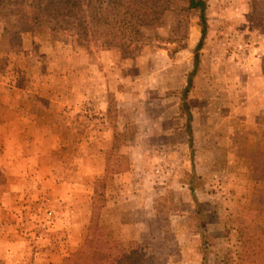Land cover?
<instances>
[{
    "label": "rangeland",
    "instance_id": "1",
    "mask_svg": "<svg viewBox=\"0 0 264 264\" xmlns=\"http://www.w3.org/2000/svg\"><path fill=\"white\" fill-rule=\"evenodd\" d=\"M206 2L207 30L186 98L191 134L180 96L200 37L197 9L175 1L136 43L108 50L46 33L11 41L16 34L3 32L0 11V86L20 84L38 105L51 98L70 106L56 114L58 176L66 185L29 190L13 245H0L1 264L58 263L74 251L106 165L119 169L100 211L110 238H149L162 203L178 247L168 264H202L204 255L207 264H264V124L250 123L242 106L252 94L264 104V0Z\"/></svg>",
    "mask_w": 264,
    "mask_h": 264
},
{
    "label": "trees",
    "instance_id": "2",
    "mask_svg": "<svg viewBox=\"0 0 264 264\" xmlns=\"http://www.w3.org/2000/svg\"><path fill=\"white\" fill-rule=\"evenodd\" d=\"M175 1L156 0L149 5L147 0H0V11L7 20L2 30L7 34L10 27L16 34L11 41L20 38L23 33H46L58 38L73 36L78 42L92 43L104 50L128 48L143 37L141 28L155 21L160 11L173 6ZM183 2L185 11H199L200 25L193 67L180 96V108L185 110L187 132L191 134V114L186 98L200 62L199 52L207 30V2ZM115 149L113 145L111 150ZM113 166L106 165L104 174L93 181L90 217L82 243L58 263L51 264H168L172 254L177 251L173 234L165 227L168 217L162 215V203L155 204L156 212L149 220V238L128 243L110 238L107 228L101 223L100 211L106 202L105 186L112 179V174L119 172ZM202 264H207L206 255L202 257Z\"/></svg>",
    "mask_w": 264,
    "mask_h": 264
},
{
    "label": "crops",
    "instance_id": "3",
    "mask_svg": "<svg viewBox=\"0 0 264 264\" xmlns=\"http://www.w3.org/2000/svg\"><path fill=\"white\" fill-rule=\"evenodd\" d=\"M9 86L11 89L0 86V240H2L0 245L2 244V250L6 243L10 247L13 245V236L17 233L16 228L19 227L16 222L17 215L28 206L31 195L29 190L38 189L39 192H44L52 189L53 191L66 185L64 177L58 176L62 127L56 114L65 112L70 107L60 100L51 98L49 101H40L38 105L34 103L37 101L25 99L26 89L22 85L11 83ZM63 91L62 89V93ZM62 93L58 91L60 96ZM4 96L7 98L3 99ZM253 98H256L254 94L242 105L245 114L250 113V123L262 121L264 124V104L257 105ZM106 108L107 103L102 109V114L106 112ZM257 123L259 125V122ZM104 131L106 133H100L101 137L104 135L108 138L110 134L106 128ZM94 137L97 142L98 137L100 138L99 133L96 132ZM97 147L103 148L101 145ZM138 166L139 163L130 165L134 169Z\"/></svg>",
    "mask_w": 264,
    "mask_h": 264
}]
</instances>
